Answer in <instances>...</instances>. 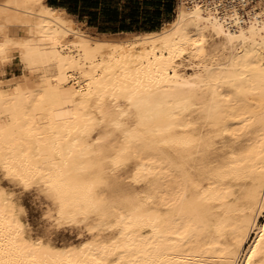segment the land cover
Listing matches in <instances>:
<instances>
[{"label": "bare ground", "instance_id": "6f19581e", "mask_svg": "<svg viewBox=\"0 0 264 264\" xmlns=\"http://www.w3.org/2000/svg\"><path fill=\"white\" fill-rule=\"evenodd\" d=\"M82 25L0 0V173L84 232L33 235L0 184V264H264V0H180L155 31Z\"/></svg>", "mask_w": 264, "mask_h": 264}, {"label": "trees", "instance_id": "16d2710c", "mask_svg": "<svg viewBox=\"0 0 264 264\" xmlns=\"http://www.w3.org/2000/svg\"><path fill=\"white\" fill-rule=\"evenodd\" d=\"M104 32L155 31L171 18L175 0H48Z\"/></svg>", "mask_w": 264, "mask_h": 264}, {"label": "rangeland", "instance_id": "374dc122", "mask_svg": "<svg viewBox=\"0 0 264 264\" xmlns=\"http://www.w3.org/2000/svg\"><path fill=\"white\" fill-rule=\"evenodd\" d=\"M179 1L180 0H175L174 12L171 15V18L168 19L167 21H165L163 23V25L174 19L175 15H176V7H177ZM75 17H77V19H79L78 16L75 15ZM81 22H83L82 26L84 27V29H86V31L91 33V34L112 33V32H104L99 27H96V26L90 27L84 21H81ZM116 33L124 34V31L116 32ZM21 71H22V69H21L20 64L18 62H15L12 65L11 69L9 68L8 72L6 73L7 76L5 75V77L12 76L14 73L20 74ZM1 174L2 173H0V176H1L0 182L1 181L2 182L0 184L4 185L10 191H12L17 196L20 203L23 204V206L25 205L24 206L25 217L29 223L30 232L32 233V231H33V233H32L33 235L35 233V235H37V236L49 238L54 242L56 241V243H58V244H62V243L65 244V243H72V242L76 243L77 241H79L81 239V237L84 233L82 230L72 228L68 225H58L48 217L46 209H47L48 205H51L52 202L48 199V197L45 195V193L42 189L39 188V189L27 190V189L23 188L21 185L10 180L9 178H6L5 176H3V174L2 175ZM2 176H3V178H2ZM13 188H15V189L13 190ZM17 189H18V191H17ZM15 191H17V192H15ZM40 233H41V235H39ZM45 234H47L48 236H50V235L51 236L48 237Z\"/></svg>", "mask_w": 264, "mask_h": 264}]
</instances>
